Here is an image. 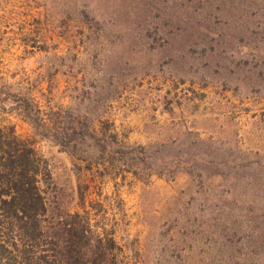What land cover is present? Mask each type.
I'll return each instance as SVG.
<instances>
[{
	"label": "rangeland",
	"instance_id": "374dc122",
	"mask_svg": "<svg viewBox=\"0 0 264 264\" xmlns=\"http://www.w3.org/2000/svg\"><path fill=\"white\" fill-rule=\"evenodd\" d=\"M28 82L44 118L80 105L131 144L177 142L181 166L86 172L18 115ZM0 96V126L33 143L61 208L113 234L118 264H201L203 222L263 217L264 0H0Z\"/></svg>",
	"mask_w": 264,
	"mask_h": 264
},
{
	"label": "trees",
	"instance_id": "16d2710c",
	"mask_svg": "<svg viewBox=\"0 0 264 264\" xmlns=\"http://www.w3.org/2000/svg\"><path fill=\"white\" fill-rule=\"evenodd\" d=\"M55 76L56 73L51 77ZM78 85L84 86L82 82ZM34 88L26 84V100L32 105L23 110L19 107L18 115L39 135L53 132V143L84 163L86 172H93L94 166L109 171L108 166L118 164L124 172L141 177L164 175L172 169L175 172L181 166L177 142H165L162 150L131 144L120 138L114 122L103 116L87 118L89 114L80 105L59 106L44 118ZM158 153L162 155L160 159L155 156ZM51 185V174L33 143L21 138L14 126H0V261L8 253L15 254L18 264H118L113 234L94 231L89 212L72 213L61 208L49 195ZM88 189L87 184L85 190ZM85 193L79 190L83 206ZM262 216L256 215L247 223L233 222L231 230L223 222H203L213 238L201 242L210 251L208 255L203 251L205 260L201 257V264H264V210Z\"/></svg>",
	"mask_w": 264,
	"mask_h": 264
}]
</instances>
